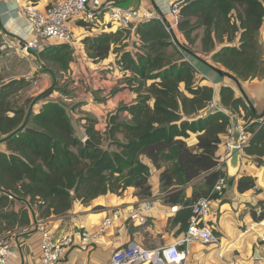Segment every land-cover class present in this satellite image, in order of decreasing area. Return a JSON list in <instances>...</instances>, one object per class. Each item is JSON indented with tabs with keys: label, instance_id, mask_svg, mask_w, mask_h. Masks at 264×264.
<instances>
[{
	"label": "trees",
	"instance_id": "obj_1",
	"mask_svg": "<svg viewBox=\"0 0 264 264\" xmlns=\"http://www.w3.org/2000/svg\"><path fill=\"white\" fill-rule=\"evenodd\" d=\"M179 18L175 26L188 41L183 45L165 17L82 40L93 62L108 58L112 50L120 55L119 67L132 74L128 81L138 94L136 102L111 113L105 132L97 130V120L87 116L86 136L95 144L89 145L79 135L65 102L43 101L27 127L5 141L9 153L0 152V200L29 196L45 207L46 215H63L75 200L88 203L108 192L122 194L130 186L138 189L140 197L152 199L151 164L161 170L165 202L181 204L179 215L189 222L196 201L223 196L226 188L214 192L219 179L227 177L218 167L216 152L231 117L218 108L208 112L214 88L201 84L197 69L181 48L195 53L196 31L203 29L202 51L226 68L227 75L240 80L264 76L260 41L264 0H190L181 5ZM79 23L93 27L82 20ZM133 30L139 38L135 53L126 50ZM78 44L48 45L34 53L42 69H52L57 76L55 88L44 99L54 91L70 94L61 77L70 69ZM30 83L22 77L0 85V139L24 123L32 99L21 102L20 93ZM220 95L222 105L234 113L248 108L229 86H223ZM122 111H128L130 119H121ZM250 128L254 135L245 152L264 165V127ZM192 133L198 138L195 146L188 143ZM190 184L193 195L187 198ZM251 188H256L253 177L239 178L241 192ZM263 218L264 211L256 219Z\"/></svg>",
	"mask_w": 264,
	"mask_h": 264
},
{
	"label": "crops",
	"instance_id": "obj_2",
	"mask_svg": "<svg viewBox=\"0 0 264 264\" xmlns=\"http://www.w3.org/2000/svg\"><path fill=\"white\" fill-rule=\"evenodd\" d=\"M30 1L36 3L38 8L44 9L56 0H0V27L4 30L0 34V43L4 35L20 40L29 39L34 35L32 26L22 14L23 6ZM114 1L126 8L141 7L154 11L160 17H165L171 25H176L168 0ZM70 24L80 45L78 52H75L70 69L61 77V83H69L70 94L63 95L54 91L45 99L65 102L70 108V114L77 121V127L81 131L79 135L87 137L85 129L87 116L97 120L95 125L97 130L105 132L108 115L121 105L135 103L138 94L132 90L128 81L132 74L119 67L117 61L120 55L116 51L112 50L109 57L100 62H93L88 58L82 43L88 35L115 32L119 27L113 25L88 29L79 21H72ZM172 29L180 44L188 43L177 26ZM196 34L199 38L193 48L195 53L184 51L182 48L181 50L185 58L197 69L198 77L202 79L201 84L214 88L213 101L218 109L239 120L261 116L264 113V76L235 80L227 74L221 75L217 69L226 72V68L213 62L211 54H206L201 49L203 29L197 30ZM260 41L264 46V23ZM137 45H139V38L133 30L126 50L135 53ZM220 47L218 46V49ZM9 52L16 54L14 51H4L7 54ZM33 55L35 54H32V57L37 59V56ZM0 64V74H2L5 66ZM36 67L46 82V86L40 91L42 93L52 85L53 79L49 72L42 69L38 59ZM5 81L7 82V78L2 77L0 85ZM223 86L233 88L236 97H242L248 108L245 110L241 107L234 113L223 106L220 95ZM39 111L40 107L35 110V112ZM120 117L128 120L130 114L128 111H122ZM224 134L221 135L222 142L216 156L223 170L228 174V152L223 143L226 139ZM197 142V134L192 133L188 138L189 145L195 146ZM0 152L9 153L6 142L0 143ZM244 176L253 177L256 188L241 192L238 189V180ZM160 177L161 170L151 164L150 184L153 198L147 209H143V203L147 199L140 197L138 189L133 186L128 187L122 194L108 192L88 203L75 200L71 209L63 215L53 213L46 215L45 207H40L37 200L32 201L29 196L25 199L17 197L0 200V237H11L15 249L8 264H44L42 262L43 234L38 229L41 223L47 225L56 239L63 235L75 237V243L56 264H110L113 253L121 247L139 243L149 250L159 251L165 245L175 243L185 234L189 219L179 215L183 208L181 204L173 205L165 202ZM224 188L226 190L223 196L212 200L211 212L206 218V223L212 226L214 232L220 237V242L218 244L194 242L187 264H264V239L262 238L264 223L262 219H256L264 211V165L257 164L256 156L243 153L240 170L232 187H228L227 183ZM1 195L0 193V197ZM192 195L193 184H190L186 189V197L191 198ZM131 209H137L140 217L145 221L132 219ZM116 210L120 211L117 215L114 213ZM107 218H111L112 223L103 227ZM84 230L89 233L86 241H82L81 236L77 234L78 231Z\"/></svg>",
	"mask_w": 264,
	"mask_h": 264
},
{
	"label": "built area",
	"instance_id": "obj_3",
	"mask_svg": "<svg viewBox=\"0 0 264 264\" xmlns=\"http://www.w3.org/2000/svg\"><path fill=\"white\" fill-rule=\"evenodd\" d=\"M170 12L174 24L179 21V10L181 5L190 0H168ZM22 14L28 19L33 29V36L29 39L8 38L4 35L0 43L1 51H14L20 57H28L53 44L67 43L76 46L78 41L74 30L71 27L72 21H84L93 27H111L117 25L119 28L130 29L138 23L161 18L154 11L141 7L126 8L114 0H56L44 9L38 8L36 3L30 1L22 8ZM173 25H170L172 28ZM4 30L0 27V34ZM209 110L218 108L214 101L209 102ZM252 125L255 128L264 127V113L256 118L237 119L231 117L230 125L227 128L225 141L227 152L233 147H239L243 153L253 136ZM218 167H222L220 164ZM227 177H221L217 182L214 192H219L227 185ZM152 199L143 203V209L150 207ZM212 200L209 197H202L192 205L193 215L190 218L189 226L185 234L175 243L162 247L159 251H152L139 243L127 247L118 248L112 255L110 264H187L191 254V246L194 242L200 241L205 244H218L220 237L214 232L212 226L206 223V218L211 212ZM119 210L114 211L117 215ZM130 217L134 220L140 217L137 209L130 210ZM264 223V218L262 220ZM112 223L107 218L103 227ZM38 229L43 234L42 262L44 264H56L65 255L66 251L75 243L74 235H63L54 238L51 230L45 223H41ZM86 241L89 233L84 230L77 232ZM264 239V235L262 236ZM15 249L11 237H0V264H8L14 255Z\"/></svg>",
	"mask_w": 264,
	"mask_h": 264
},
{
	"label": "rangeland",
	"instance_id": "obj_4",
	"mask_svg": "<svg viewBox=\"0 0 264 264\" xmlns=\"http://www.w3.org/2000/svg\"><path fill=\"white\" fill-rule=\"evenodd\" d=\"M75 51L78 52V48H76ZM0 63H2V65L5 66L3 73L0 74V80L2 77H6L7 82H9L12 79L24 77L27 80L31 81V83L25 89H23L20 93L21 102L29 98V99H32L30 102V105H31L32 101L41 94L40 91L46 86L44 77L40 76V70L38 69V67H36L37 59L35 57H32V55L28 57H20L12 52H9L7 54V53H4V51L0 50ZM48 83L50 82L48 81ZM62 84L63 85L66 84L67 87L69 86L68 82L62 83ZM45 100L46 99H44L43 97L40 98L38 100V103L35 106V110H38L39 107L43 105V101ZM78 131L81 135V131L79 129ZM85 138L86 137H84V139Z\"/></svg>",
	"mask_w": 264,
	"mask_h": 264
},
{
	"label": "water",
	"instance_id": "obj_5",
	"mask_svg": "<svg viewBox=\"0 0 264 264\" xmlns=\"http://www.w3.org/2000/svg\"><path fill=\"white\" fill-rule=\"evenodd\" d=\"M174 33V31H173ZM47 71L51 74L53 82L52 85L46 89L44 92H42L39 96H37L31 103V105L29 106L28 112H27V116L26 119L24 121V123L15 131H13L10 135L0 139V143L5 142L6 140H8L9 138H11L12 136H14L15 134H17L18 132L22 131L23 129H25L28 125V122L31 118L32 113L34 112L35 106L38 103V100L42 97H45L47 94H49L56 86L57 84V76L55 74V72L52 69L47 68ZM218 73H220L221 75H226V72H224L221 69H217ZM235 80L236 78L233 77ZM208 112L210 113L211 110H208ZM86 144L89 145H95L94 142L89 138L86 137L84 139ZM245 153V152H244ZM242 155H243V151L239 148V147H233L230 152H228L227 154V165H228V174H227V179H228V187H232L235 178L237 176L238 171L240 170V166H241V160H242Z\"/></svg>",
	"mask_w": 264,
	"mask_h": 264
}]
</instances>
